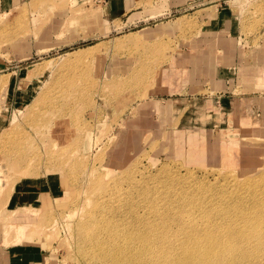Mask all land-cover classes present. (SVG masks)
Wrapping results in <instances>:
<instances>
[{"label":"rangeland","instance_id":"374dc122","mask_svg":"<svg viewBox=\"0 0 264 264\" xmlns=\"http://www.w3.org/2000/svg\"><path fill=\"white\" fill-rule=\"evenodd\" d=\"M249 6L241 15L261 27L264 0ZM198 13L128 27L102 0L0 5V249L33 244L42 264H97L83 245L94 225L138 217L168 243L194 234L233 248L212 264H264V91L235 110L209 101L223 94L214 77L177 61L207 53Z\"/></svg>","mask_w":264,"mask_h":264},{"label":"crops","instance_id":"0c3cea01","mask_svg":"<svg viewBox=\"0 0 264 264\" xmlns=\"http://www.w3.org/2000/svg\"><path fill=\"white\" fill-rule=\"evenodd\" d=\"M9 1L11 2L0 0V5L8 4ZM240 1L245 2V0H102V7L107 19L120 21L128 27L150 24L153 26L154 22H165L181 13L197 9L198 20L202 23L197 44L205 46L204 51L207 53H194L195 55L184 53L177 61L183 62L184 70L187 68L193 70L192 77H204L206 74L214 77V89L223 91V94L216 97L217 100L212 97L209 101L218 104V107L229 105L235 110L237 104L241 105L249 100L246 97L250 94L264 91V21L261 27L251 28L250 18L246 20L245 15L241 14L252 9L249 5L253 0H246L248 4L251 2L249 5H240ZM172 57L170 60H174V55ZM185 61H190L189 65L184 64ZM208 62H211L210 67L207 65ZM166 81L163 89L171 88L174 78L168 74ZM258 84L262 86L260 89L256 88ZM11 199L13 196L9 198L8 203ZM0 256L2 257L0 264H42L44 260L38 245L33 244L12 245L0 249Z\"/></svg>","mask_w":264,"mask_h":264},{"label":"bare ground","instance_id":"6f19581e","mask_svg":"<svg viewBox=\"0 0 264 264\" xmlns=\"http://www.w3.org/2000/svg\"><path fill=\"white\" fill-rule=\"evenodd\" d=\"M5 16V15H4ZM19 17V15H18ZM4 21V20H3ZM1 20V23H3ZM253 181V180H252ZM251 180L249 182H252ZM216 211L214 209L203 211V213L207 214H215ZM228 208L222 207L219 210V213L228 215ZM143 219L135 217V222H138V226L133 224L129 228H119L110 224L106 227L101 223H96L94 228L91 231V240L88 238L83 245H87L85 249V253H90L92 260L97 264H137L139 260L143 261L142 258L145 259H158V264H212V260L214 256L220 254H230L233 252V248H217L212 245H205L203 241L195 240L188 237V241L184 243H168V241H162L159 236L161 231H158V226L152 222L147 226L148 223L142 224ZM137 226V227H136ZM88 230L91 227L85 226ZM107 229V235H111L109 238L116 236L119 238L118 240H108L103 238V233L101 230ZM192 231L196 230L193 226L191 228H187ZM118 230V232H117ZM169 230V228H167ZM100 231V232H99ZM126 231V232H125ZM157 231V233H156ZM183 234L184 230L179 229ZM123 237L129 236L128 239H124ZM134 237V239H132ZM150 239H149V238ZM152 237H155L154 240ZM166 246V247H164ZM104 247H116L114 250L106 249ZM142 256L141 259L138 256ZM209 261L206 263V261ZM229 264V260H224L223 262H219L216 264Z\"/></svg>","mask_w":264,"mask_h":264}]
</instances>
